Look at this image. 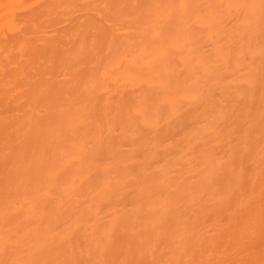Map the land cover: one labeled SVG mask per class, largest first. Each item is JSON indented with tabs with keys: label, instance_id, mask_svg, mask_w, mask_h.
I'll list each match as a JSON object with an SVG mask.
<instances>
[{
	"label": "bare ground",
	"instance_id": "6f19581e",
	"mask_svg": "<svg viewBox=\"0 0 264 264\" xmlns=\"http://www.w3.org/2000/svg\"><path fill=\"white\" fill-rule=\"evenodd\" d=\"M0 264H264V0H0Z\"/></svg>",
	"mask_w": 264,
	"mask_h": 264
}]
</instances>
